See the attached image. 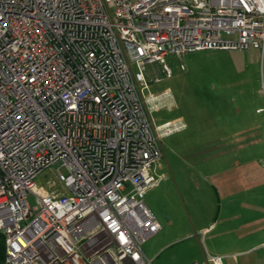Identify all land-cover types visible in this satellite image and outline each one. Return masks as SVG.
Wrapping results in <instances>:
<instances>
[{"label": "built area", "instance_id": "built-area-1", "mask_svg": "<svg viewBox=\"0 0 264 264\" xmlns=\"http://www.w3.org/2000/svg\"><path fill=\"white\" fill-rule=\"evenodd\" d=\"M249 48L264 53V0H0V264H152L143 197L184 124L153 122L170 93L145 94L150 66Z\"/></svg>", "mask_w": 264, "mask_h": 264}, {"label": "rangeland", "instance_id": "rangeland-1", "mask_svg": "<svg viewBox=\"0 0 264 264\" xmlns=\"http://www.w3.org/2000/svg\"><path fill=\"white\" fill-rule=\"evenodd\" d=\"M165 64L172 72L171 77L160 72L158 63L151 65L160 81L150 83L145 94H160L168 89L167 104L170 106L152 112L151 116L156 125L179 120L184 128L162 140V169L157 170V174L163 172L166 177L143 197L161 230L141 249L152 264L202 263L209 255L205 236L198 229L209 218L203 201L206 189L203 135L206 125L211 123L210 110L214 112L210 104L223 93L264 92V53L254 48L240 53L193 51L181 57L167 56ZM246 102L250 100H245L244 105ZM59 171L66 174L64 167ZM54 174L53 169H47L36 179V185L46 188ZM28 203L31 207L36 205L33 195L28 196Z\"/></svg>", "mask_w": 264, "mask_h": 264}, {"label": "crops", "instance_id": "crops-1", "mask_svg": "<svg viewBox=\"0 0 264 264\" xmlns=\"http://www.w3.org/2000/svg\"><path fill=\"white\" fill-rule=\"evenodd\" d=\"M210 107L203 135L209 218L198 231L223 264H264V92L223 93Z\"/></svg>", "mask_w": 264, "mask_h": 264}, {"label": "trees", "instance_id": "trees-1", "mask_svg": "<svg viewBox=\"0 0 264 264\" xmlns=\"http://www.w3.org/2000/svg\"><path fill=\"white\" fill-rule=\"evenodd\" d=\"M4 260V238L0 234V263Z\"/></svg>", "mask_w": 264, "mask_h": 264}]
</instances>
